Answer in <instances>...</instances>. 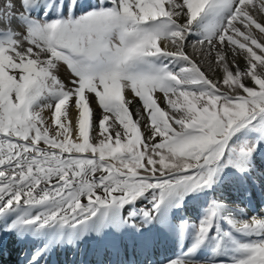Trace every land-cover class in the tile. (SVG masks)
<instances>
[{"label": "snow or ice", "instance_id": "snow-or-ice-1", "mask_svg": "<svg viewBox=\"0 0 264 264\" xmlns=\"http://www.w3.org/2000/svg\"><path fill=\"white\" fill-rule=\"evenodd\" d=\"M38 2L0 0L12 33L0 40V217L24 209L13 226L77 229L149 189L159 212L225 165L246 168L256 145L229 142L264 118V0H71L56 19L31 16ZM222 207L169 264H201L190 257ZM225 219L258 237L234 241L230 264H264V216Z\"/></svg>", "mask_w": 264, "mask_h": 264}, {"label": "bare ground", "instance_id": "bare-ground-1", "mask_svg": "<svg viewBox=\"0 0 264 264\" xmlns=\"http://www.w3.org/2000/svg\"><path fill=\"white\" fill-rule=\"evenodd\" d=\"M85 1L78 3L86 7ZM87 2L89 6L93 0ZM69 4L67 0H43L40 4L39 0L29 12H35L42 19H56L67 14ZM187 51L199 55L191 47ZM240 63L243 64L242 58ZM207 71L213 79L222 75L215 65ZM215 191L219 193L216 201L223 207L208 239L190 257L202 264L233 259L228 244H224L226 236L221 237L225 232L233 235V241L229 242L233 245L234 241L248 242L258 238L236 231L225 217L240 221L264 216V165H246L244 172L232 177L228 183L218 185ZM207 197L211 196L198 193L190 197L187 208L180 200L177 207L179 203L182 207L177 210L167 211L162 204L159 212H153L152 204H149L145 211L153 212L150 220L144 217L136 203H125L110 209L103 220L98 214L87 227L77 229L59 225L42 229L35 225L13 226L17 216L26 211L16 209L0 217V264H169L171 260L183 257L195 242L191 226L197 227L206 215L202 214L205 213L202 205ZM27 211L32 214L39 208ZM214 237L215 244L210 241Z\"/></svg>", "mask_w": 264, "mask_h": 264}, {"label": "rangeland", "instance_id": "rangeland-1", "mask_svg": "<svg viewBox=\"0 0 264 264\" xmlns=\"http://www.w3.org/2000/svg\"><path fill=\"white\" fill-rule=\"evenodd\" d=\"M43 0H40V4H42ZM68 2L71 3V0H67ZM82 0H78V2H80ZM88 1V0H87ZM85 1L86 6H88V2ZM66 3V2H65ZM15 11H19L20 10V5H19V0H15ZM32 15H34L33 17H35V12L31 13ZM78 12H75L74 15H77ZM67 14H65L66 16ZM38 16V15H36ZM36 18V17H35ZM20 19V20H19ZM26 19V17L24 16H19L15 23H13L11 25V27L17 31V32H21V34H23V21ZM39 19H41V17L39 16ZM6 23V22H4ZM0 33H2L0 35V40H3L7 37H9L12 33L11 32H6V31H2L0 30ZM195 39L196 36H193ZM259 38V37H258ZM191 55L194 56V58H196L198 61L200 60V54H192ZM230 146H240L243 145L245 143H247L248 146H251L252 144H255V150L252 152L251 157L247 160L246 165H251V163H253L254 165L256 163L259 164H263L264 165V118H257V120L253 121L251 125H249L248 127L241 129L239 132H237L232 139L230 140ZM234 155V153H233ZM227 159V156H226ZM222 164L224 163L223 161L221 162ZM245 171L244 170H240L234 166L231 165H225L224 167H222L216 174L215 177V182L212 184V186L210 188L205 187L202 189H198L195 191H192L190 193L184 194L183 197H179V196H174V197H169L166 199V201L163 204V207H165V209L168 210H172V209H179L181 208V204L178 202L181 200V203H183L185 205V207H189V203L188 200L190 199V197L198 194V193H202V194H206V196H211V197H207V200L203 203L202 205V209H204V212H202V214H207V209L210 207L211 202L213 200L216 201L219 193L217 191H215V189L217 188L218 185L222 184V183H228V181H230V179L232 177H235L236 175H239V173H241ZM215 194V195H214ZM158 195V190L156 189H149L147 191H145L143 194H141L139 197H137L135 200L128 202L129 204H135L141 208L143 210V212L145 211V208L149 205V204H153L155 203V200L153 199L154 196ZM214 196V197H213ZM221 204V203H220ZM222 205V204H221ZM177 207V208H176ZM162 208V207H161ZM205 216V215H204ZM191 230L194 233V235L196 236V232H197V227L195 225L191 226ZM228 233H230L228 231ZM212 234H214L212 232ZM225 236L224 234L221 236L223 237ZM233 235L231 234L230 236H226L225 238H223L224 240V244L227 245L228 244V250L230 251V254H233L232 257H234L235 255H237V253L235 252V245L229 243L230 241H233L232 238ZM211 243L215 244L216 242V237H214L213 239L210 240ZM225 249L227 250V247H225ZM226 264H230V261H225ZM202 264V262H201Z\"/></svg>", "mask_w": 264, "mask_h": 264}]
</instances>
